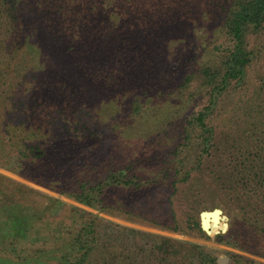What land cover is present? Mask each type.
<instances>
[{"label": "trees", "instance_id": "obj_1", "mask_svg": "<svg viewBox=\"0 0 264 264\" xmlns=\"http://www.w3.org/2000/svg\"><path fill=\"white\" fill-rule=\"evenodd\" d=\"M250 33L264 41V0H0V165L102 212L184 234L208 236L201 213L220 205L229 226L220 211L205 215V226L223 229L220 243L264 258V77L251 90L248 68L262 51L249 47ZM185 34L201 42V57L178 85L154 96L114 92L130 70L150 63L147 54L131 57V47H163ZM66 64L116 102L130 99L131 120L117 122V105L105 99L98 113L114 124L104 140L117 136L100 151L87 142L92 154L69 169L60 145L49 154L60 136L54 123L82 117L77 91L60 77ZM235 92L247 105L243 125L218 127L212 118ZM205 96L182 124L172 158L136 163L150 136ZM70 130L80 142V127ZM136 141L141 149L116 159L111 145ZM15 183L39 198L0 200V264H220L213 246L118 223L2 174L0 195Z\"/></svg>", "mask_w": 264, "mask_h": 264}, {"label": "rangeland", "instance_id": "obj_2", "mask_svg": "<svg viewBox=\"0 0 264 264\" xmlns=\"http://www.w3.org/2000/svg\"><path fill=\"white\" fill-rule=\"evenodd\" d=\"M180 37L182 39L176 38L178 39L177 42H175L173 39L172 43H170L169 45H164L163 47H161L159 44H156V42L150 44L147 48H143L142 45L138 46V48L136 49H134V47H131V49L133 48V52H132L133 54L130 53L131 57L137 55L143 57L144 55L147 54L150 56V63L141 62L140 65L130 70L131 72L130 75L127 77V79L125 78L123 80L120 86H118L117 88H115V86L109 88L112 90L115 88L114 92L119 91V93L122 92L128 93L130 90L133 89V91H140L139 93H141L144 96H148V95L154 96L156 95V91L158 89H163V91H166L168 89L174 88V86L179 84L181 75L186 71H188L191 67H193L198 61V59H200L201 57V51L196 46V45H200L201 42L194 41V43H191L189 38L190 34L181 35ZM256 38L257 35H255V33H250L248 35L249 47L251 48L254 47L255 45L258 48V50L262 51V54L258 56L248 68L247 79H248V83L251 85V90L254 87H258L260 85L259 84L260 79L264 77V41L259 43V39ZM219 42L222 43V47L224 45H227L223 37L219 38ZM189 44H193L195 46H188ZM64 50L62 51L63 55L65 54ZM168 55H171L174 60L172 61L170 59H167L166 57ZM144 59H146V57H144ZM66 66L61 68L62 72H60L61 69L59 70L60 77L66 78L67 82L71 84L72 87H74V89L77 91L78 93L77 95L79 99L77 100L76 105H78V107H81L82 105V107L80 108L81 110L80 109L78 110L80 115H82V117L78 116V118L73 119V121H76L78 119L79 122L77 125L66 124L65 122H62L61 119H59V122L57 121L54 123L53 127H58L57 131L60 132L59 133L60 136L57 144H54L53 147L50 148L49 154L52 155L53 150H55V148H57V146L60 145L59 149H61L60 151H62L63 153H60L59 151H57V153L61 154L60 158L65 161V166L67 167V169H69L68 167L71 166V164L83 162L88 158L87 156H90V154H92L89 153L88 149L86 148V155H85L84 147H86L88 143H90L91 145L97 144L99 146L98 151H100L102 149V146L100 145L111 142L114 139V137L117 136V135L115 136L116 132H111L110 136H112L113 138L110 137L109 141L104 140L108 131L103 132L102 130H106L108 127H110V125L112 127V125L114 124L112 121L113 117L103 119L98 113V110L102 108L100 104L105 99H109V101H111L110 105H117V106H110V107H114L112 108V110H113V114L118 119L117 122H124V124H129L131 120L127 119V115L129 114L128 111H130V109L127 106V103L129 102L130 99L120 102L121 100L118 98V102H116L115 98L109 96L110 91H101L102 89L97 87L89 78H87L83 74V71L73 70V68L70 67L71 66L70 64L68 65L66 64ZM164 73L167 74V76H163ZM207 98L208 96H205L199 100H195L191 108L188 109V111L186 112L185 116L182 119L181 118L174 119L173 120L174 122L172 123L171 126L164 127V129L161 132L150 136L144 143V146L146 147L144 149L145 151L134 156V159H136L137 161L136 163L144 164V167H150L151 165H154L152 163L157 164L161 162L163 159L168 160L172 158L173 157L172 153L180 141L179 130L182 128V124L186 123L191 115H196L198 111H200L207 104ZM238 99H239V95L237 94V92H235L232 96L227 98L226 101L228 103L227 106L228 110L227 111L220 110L216 118H215L216 116L215 114L214 117L212 118V123L218 125V127H241L243 125L241 121V117H243L244 115L243 112H245L243 108L247 105H244L241 102L239 103ZM237 107H240V110L236 111L235 108ZM114 109L118 111L116 112ZM249 113H252L251 108L248 109V113L245 115L248 116ZM70 127H80V130L83 135L79 137L81 143L74 138L73 132L70 130ZM118 128L122 129L121 127ZM86 139H88V141H86ZM119 144L120 145L118 148H120V146L122 148V142L121 143L119 142ZM112 147L113 145H111V149H114L115 153L118 154L116 156V159L122 158L125 160L128 159V156H130L134 150L141 149L138 148L139 142L137 141L133 143L130 148L125 147L124 150L123 149L118 150ZM107 152L101 155L106 154L107 157L108 155ZM94 154L95 153H93V155ZM0 174L5 175L16 182L38 189L49 196L59 198L69 204L79 206L83 209L91 211L95 214H98L110 220L116 221L118 223L149 230L160 234L169 235L184 240L196 241L213 246L218 249V258L219 257L227 258L229 260L228 264H245V263L249 264L250 260L264 261V258L262 257L239 250L224 243H220L217 240L216 235L222 233L223 229H219L217 232H212L210 230L208 236L206 237L174 232L167 229H161L158 227L130 221L123 217L111 215L109 213L102 212L93 207H89L66 195L59 193L56 190H53L44 185H40L26 178L25 176H23L22 174H20L19 172L15 171L12 168L0 165ZM10 187L11 188L7 191L11 194L9 193L6 195L1 194L0 195L1 201L5 200L6 197H8L9 195H13L15 201L18 200L26 201V203L29 202L33 204L35 200L34 198H39L35 194H29L23 189H22L23 191L19 190L20 187H18L17 183L13 184L12 186L10 185ZM13 188H15L14 192H13ZM155 192H157L156 188L151 189V194L149 195H154L156 194ZM216 207L221 208L220 205L218 206L215 205L213 208ZM201 208L202 207H200V210ZM213 208H209V209H213ZM186 209L187 206L185 205L182 211L186 212L187 211ZM225 221L229 223V219H225L224 222Z\"/></svg>", "mask_w": 264, "mask_h": 264}, {"label": "water", "instance_id": "obj_3", "mask_svg": "<svg viewBox=\"0 0 264 264\" xmlns=\"http://www.w3.org/2000/svg\"><path fill=\"white\" fill-rule=\"evenodd\" d=\"M216 211H220V215H219V218H225V219H228V217L226 215H223V210L222 209H219V208H215L213 211H208V210H205V211H202L201 213V218H202V227L204 228V230L207 231V233L210 232V229H208L206 226H205V215H207L208 213H213V212H216ZM226 223V228L229 226V224L227 222ZM228 259L227 258H223V257H219L218 258V262L220 264H228Z\"/></svg>", "mask_w": 264, "mask_h": 264}]
</instances>
